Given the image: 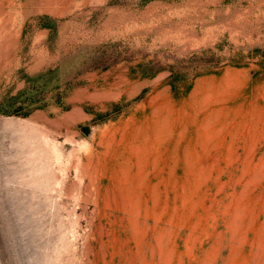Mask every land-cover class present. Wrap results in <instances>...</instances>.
I'll list each match as a JSON object with an SVG mask.
<instances>
[{
    "label": "rangeland",
    "instance_id": "obj_1",
    "mask_svg": "<svg viewBox=\"0 0 264 264\" xmlns=\"http://www.w3.org/2000/svg\"><path fill=\"white\" fill-rule=\"evenodd\" d=\"M0 264H264V0H0Z\"/></svg>",
    "mask_w": 264,
    "mask_h": 264
},
{
    "label": "trees",
    "instance_id": "obj_2",
    "mask_svg": "<svg viewBox=\"0 0 264 264\" xmlns=\"http://www.w3.org/2000/svg\"><path fill=\"white\" fill-rule=\"evenodd\" d=\"M22 93H24V91H22ZM44 101L45 100H44L43 97H40V98L36 99V102H37L36 107L41 108V107L45 106ZM22 115L23 116L27 115V112L26 113H22Z\"/></svg>",
    "mask_w": 264,
    "mask_h": 264
}]
</instances>
